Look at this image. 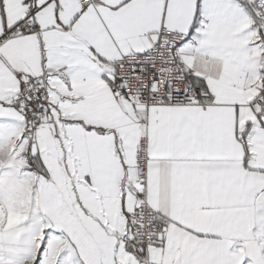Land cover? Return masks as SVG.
<instances>
[{
    "label": "snow or ice",
    "instance_id": "obj_1",
    "mask_svg": "<svg viewBox=\"0 0 264 264\" xmlns=\"http://www.w3.org/2000/svg\"><path fill=\"white\" fill-rule=\"evenodd\" d=\"M0 264H264V0H0Z\"/></svg>",
    "mask_w": 264,
    "mask_h": 264
}]
</instances>
